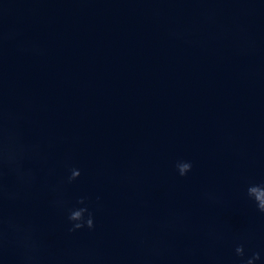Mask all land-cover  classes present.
<instances>
[{"label": "water", "instance_id": "95a60500", "mask_svg": "<svg viewBox=\"0 0 264 264\" xmlns=\"http://www.w3.org/2000/svg\"><path fill=\"white\" fill-rule=\"evenodd\" d=\"M252 183L264 0H0V264H264Z\"/></svg>", "mask_w": 264, "mask_h": 264}, {"label": "clouds", "instance_id": "9594fccd", "mask_svg": "<svg viewBox=\"0 0 264 264\" xmlns=\"http://www.w3.org/2000/svg\"><path fill=\"white\" fill-rule=\"evenodd\" d=\"M9 160L14 159V156L9 154L8 156ZM192 164L190 162L186 161H178L176 163V169L180 176H185L187 173L191 171ZM18 175L22 180L25 182H28L25 179V174L21 173L19 169L17 170ZM71 174L67 177V182L71 183L78 179L81 175V172L77 168H72L70 170ZM246 195L248 199H250L252 202H254L257 211L260 213H264V183H252L249 184L247 187ZM9 198H14V194H8ZM209 199H214L211 194H208ZM86 197H80L76 201V205H80L79 207H71L68 209V216L67 219L69 223L71 224V227L68 229L70 233L77 232L81 229H88V230H94L95 223H94V216L92 211L89 210V207L86 203ZM56 205L58 207H64L65 202L63 200H57ZM235 255L237 257L242 258L241 264H255V261L261 259V255L259 252H253L250 257L247 259H243L245 256V247L243 244H238L235 247Z\"/></svg>", "mask_w": 264, "mask_h": 264}]
</instances>
